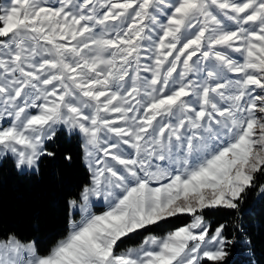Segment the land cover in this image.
<instances>
[{
	"label": "snow or ice",
	"instance_id": "1",
	"mask_svg": "<svg viewBox=\"0 0 264 264\" xmlns=\"http://www.w3.org/2000/svg\"><path fill=\"white\" fill-rule=\"evenodd\" d=\"M62 131L82 136L90 173L68 200L80 219L43 255L0 233V264H229L237 245L253 256L241 216L250 196L264 201V0L0 4V166L38 173Z\"/></svg>",
	"mask_w": 264,
	"mask_h": 264
},
{
	"label": "trees",
	"instance_id": "2",
	"mask_svg": "<svg viewBox=\"0 0 264 264\" xmlns=\"http://www.w3.org/2000/svg\"><path fill=\"white\" fill-rule=\"evenodd\" d=\"M56 143L57 157L45 159L38 173L21 175L10 163L0 166V233L11 230L22 240H35L41 255L48 253L56 241L67 234L68 200L76 197L90 181L89 172L82 162L78 136L62 131ZM65 153L71 155L70 162L63 158ZM189 219L184 217L171 224L162 222L153 232L164 234ZM209 219L213 224L217 220L234 221L232 216H211ZM241 219L252 236L255 252L249 257L248 249L242 248L241 253L232 255L229 264H249L250 259L255 264H264V201L250 196L243 205Z\"/></svg>",
	"mask_w": 264,
	"mask_h": 264
},
{
	"label": "rangeland",
	"instance_id": "3",
	"mask_svg": "<svg viewBox=\"0 0 264 264\" xmlns=\"http://www.w3.org/2000/svg\"><path fill=\"white\" fill-rule=\"evenodd\" d=\"M6 2H7V0H0V4H4ZM73 135H77L78 138H79V140H80L81 149H82V162H83V165L85 166V168L87 169L86 160H85V154H84V148H83V139H82V136L79 135V134H73ZM89 175H90V173H89ZM93 201H94V203H93V211L94 212H96L97 214H99V213H101L102 211L105 210V207L106 206L104 205L103 201H97V200H95V198H93ZM70 219L79 220L80 219V215H79L78 211H73L71 209V207L69 206V220ZM167 232H169V231H167ZM167 232H165L164 234H156V233L153 232V234L154 235H157V236H163ZM146 235H148V233L141 232L140 234L133 236V238L131 240H127L126 239L125 240V243L122 244V245H120V248L118 249V251L119 250H124L126 248H130V247H136L138 244H140L142 242L144 236H146ZM242 248L243 247L241 245H237V247L234 249V254L233 255H237V254L241 253L243 251ZM243 254H245V253H243ZM207 264H211V262H207Z\"/></svg>",
	"mask_w": 264,
	"mask_h": 264
}]
</instances>
